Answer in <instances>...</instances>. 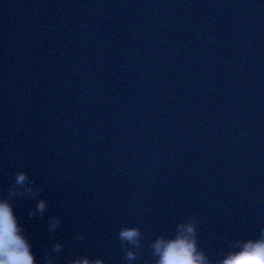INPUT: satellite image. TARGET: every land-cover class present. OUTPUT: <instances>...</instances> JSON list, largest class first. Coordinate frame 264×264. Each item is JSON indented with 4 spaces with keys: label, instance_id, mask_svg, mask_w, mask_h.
Returning <instances> with one entry per match:
<instances>
[{
    "label": "clouds",
    "instance_id": "9594fccd",
    "mask_svg": "<svg viewBox=\"0 0 264 264\" xmlns=\"http://www.w3.org/2000/svg\"><path fill=\"white\" fill-rule=\"evenodd\" d=\"M26 172L15 174V185L9 191L7 198H0V264H37V259L32 250V244L25 236L24 228L15 214L14 207L10 201L18 196L31 194L35 198L40 189L33 191L32 187H27L26 192L18 191L26 185H34ZM46 202L41 200L36 207V211L29 212V216L35 217L36 212L43 216L46 210ZM60 224L59 219L52 217L49 222V230L54 231ZM186 227V232L192 234L191 238L184 234H178L175 239H159L153 245L156 254L160 257L158 264H206L203 253L197 249V241L194 238V227ZM140 231L138 228H124L119 233L121 241H128L138 244ZM56 251L61 250V246H55ZM129 261L135 259L131 252L127 253ZM75 264H104L103 260L92 261L87 258L75 261ZM222 264H264V232L258 240H248L243 243L240 250L230 253Z\"/></svg>",
    "mask_w": 264,
    "mask_h": 264
}]
</instances>
